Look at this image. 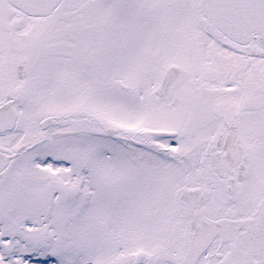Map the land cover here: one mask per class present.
<instances>
[{
  "label": "snow or ice",
  "instance_id": "1",
  "mask_svg": "<svg viewBox=\"0 0 264 264\" xmlns=\"http://www.w3.org/2000/svg\"><path fill=\"white\" fill-rule=\"evenodd\" d=\"M0 264H264V0H0Z\"/></svg>",
  "mask_w": 264,
  "mask_h": 264
}]
</instances>
